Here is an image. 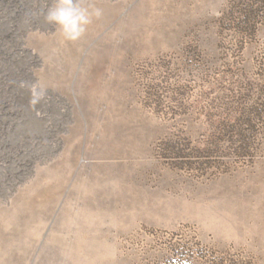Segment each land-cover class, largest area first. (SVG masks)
I'll list each match as a JSON object with an SVG mask.
<instances>
[{"label": "rangeland", "instance_id": "obj_1", "mask_svg": "<svg viewBox=\"0 0 264 264\" xmlns=\"http://www.w3.org/2000/svg\"><path fill=\"white\" fill-rule=\"evenodd\" d=\"M0 0V264H264V0Z\"/></svg>", "mask_w": 264, "mask_h": 264}, {"label": "clouds", "instance_id": "obj_2", "mask_svg": "<svg viewBox=\"0 0 264 264\" xmlns=\"http://www.w3.org/2000/svg\"><path fill=\"white\" fill-rule=\"evenodd\" d=\"M47 19L61 26V30L68 40H76L85 31V26L90 23L87 10L74 6L73 0H59L52 8Z\"/></svg>", "mask_w": 264, "mask_h": 264}]
</instances>
